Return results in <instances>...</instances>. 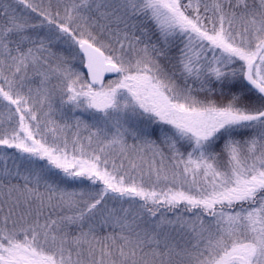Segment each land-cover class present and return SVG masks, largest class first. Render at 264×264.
<instances>
[{"label": "snow or ice", "instance_id": "6c2138e0", "mask_svg": "<svg viewBox=\"0 0 264 264\" xmlns=\"http://www.w3.org/2000/svg\"><path fill=\"white\" fill-rule=\"evenodd\" d=\"M0 264H264V0H0Z\"/></svg>", "mask_w": 264, "mask_h": 264}, {"label": "rangeland", "instance_id": "374dc122", "mask_svg": "<svg viewBox=\"0 0 264 264\" xmlns=\"http://www.w3.org/2000/svg\"><path fill=\"white\" fill-rule=\"evenodd\" d=\"M77 115L80 116L81 119L90 122V116H89L88 113H77ZM54 119H56L57 121H59V116L58 115H54ZM72 122L74 123L75 121L73 120ZM129 143H131V141H129Z\"/></svg>", "mask_w": 264, "mask_h": 264}]
</instances>
